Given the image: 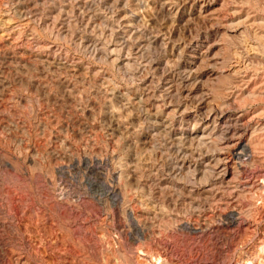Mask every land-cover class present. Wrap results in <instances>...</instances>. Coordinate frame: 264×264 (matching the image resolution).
Instances as JSON below:
<instances>
[{
	"label": "rangeland",
	"instance_id": "obj_1",
	"mask_svg": "<svg viewBox=\"0 0 264 264\" xmlns=\"http://www.w3.org/2000/svg\"><path fill=\"white\" fill-rule=\"evenodd\" d=\"M258 175L264 0H0V264H264Z\"/></svg>",
	"mask_w": 264,
	"mask_h": 264
},
{
	"label": "bare ground",
	"instance_id": "obj_2",
	"mask_svg": "<svg viewBox=\"0 0 264 264\" xmlns=\"http://www.w3.org/2000/svg\"><path fill=\"white\" fill-rule=\"evenodd\" d=\"M133 31V30H132ZM165 32V31H164ZM172 32V31H171ZM169 36V35H168ZM128 41V40H127ZM150 42V41H149ZM120 43V42H119ZM123 44L125 43L124 41L122 42ZM121 44V43H120ZM153 44V43H152ZM129 49V48H128ZM154 63V62H153ZM178 74V73H177ZM165 76V79H166V81L168 82V84H169V89H172V90H174L173 89V85H172V80H173V76H174V72L173 71H170V72H168L167 71V73L164 75ZM183 79V78H182ZM181 79V80H182ZM177 86V85H176ZM175 93V92H174ZM176 94V93H175ZM223 114V113H222ZM209 115V114H208ZM208 117H210V119L209 120H212L213 122H216V120H215V117L213 116V115H209ZM206 118V117H205ZM208 120V119H207ZM210 122V121H209ZM208 122V123H209ZM233 127V126H232ZM190 139V138H189ZM232 141V140H231ZM227 142H228V140H227ZM225 144V143H224ZM232 145V144H231ZM236 145V144H235ZM237 149H238V152L236 153V155L237 156H240V155H242L245 151H247L246 149V146H243L242 144H238V147H237ZM215 155V154H214ZM235 156V155H234ZM221 157V156H220ZM211 164V163H210ZM214 167V166H213ZM221 167H222V165H221ZM259 176V178L262 180V179H264V176H262V175H258ZM250 181V180H249ZM256 181V180H255ZM257 183V182H256ZM248 184H250V182L248 183ZM255 184V183H254ZM261 184V186H262V182L260 183ZM251 185H252V182H251ZM251 185H250V187H251ZM260 186V185H259Z\"/></svg>",
	"mask_w": 264,
	"mask_h": 264
}]
</instances>
